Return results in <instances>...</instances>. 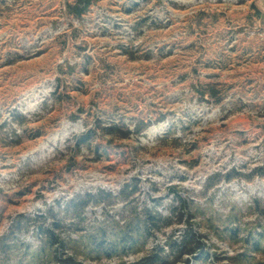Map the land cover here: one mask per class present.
<instances>
[{
  "label": "rangeland",
  "instance_id": "rangeland-1",
  "mask_svg": "<svg viewBox=\"0 0 264 264\" xmlns=\"http://www.w3.org/2000/svg\"><path fill=\"white\" fill-rule=\"evenodd\" d=\"M0 264H264V0H0Z\"/></svg>",
  "mask_w": 264,
  "mask_h": 264
},
{
  "label": "bare ground",
  "instance_id": "bare-ground-1",
  "mask_svg": "<svg viewBox=\"0 0 264 264\" xmlns=\"http://www.w3.org/2000/svg\"><path fill=\"white\" fill-rule=\"evenodd\" d=\"M154 131V130H153Z\"/></svg>",
  "mask_w": 264,
  "mask_h": 264
}]
</instances>
